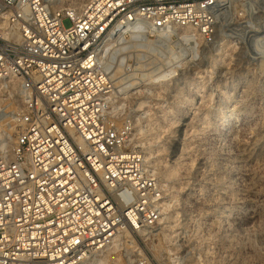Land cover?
I'll return each instance as SVG.
<instances>
[{"label":"built area","instance_id":"built-area-1","mask_svg":"<svg viewBox=\"0 0 264 264\" xmlns=\"http://www.w3.org/2000/svg\"><path fill=\"white\" fill-rule=\"evenodd\" d=\"M231 4L0 0V81L17 83L23 101L12 154L0 158V264H88L120 231L142 247H131L137 264H150L142 237L161 221L166 194L132 142L129 114L169 110L153 96L177 86L182 70L156 87L146 79L157 67L138 69L131 58L120 67L113 50L133 31L184 43L191 28L211 43Z\"/></svg>","mask_w":264,"mask_h":264},{"label":"rangeland","instance_id":"rangeland-1","mask_svg":"<svg viewBox=\"0 0 264 264\" xmlns=\"http://www.w3.org/2000/svg\"><path fill=\"white\" fill-rule=\"evenodd\" d=\"M47 1L78 8L75 0ZM63 24L72 25L69 18ZM184 40L147 36L138 42L144 47L120 56L158 67L173 47L185 63L177 69L180 83L153 96L155 104L169 101V110L129 114L136 124L132 142L166 194L161 221L142 237L143 247L150 264H264V156L241 166L234 158L237 141L250 148L264 142V0H232L211 43L199 34L188 43L193 54L181 52ZM230 97L241 101L246 114L226 151L215 136L232 114ZM12 104L22 108L18 87L0 81V121L10 118ZM11 125H0V158L12 154L16 128ZM254 211L260 218L238 224ZM132 246L117 241L91 264H137ZM108 257L114 261L106 262Z\"/></svg>","mask_w":264,"mask_h":264},{"label":"bare ground","instance_id":"bare-ground-1","mask_svg":"<svg viewBox=\"0 0 264 264\" xmlns=\"http://www.w3.org/2000/svg\"><path fill=\"white\" fill-rule=\"evenodd\" d=\"M47 1V0H45ZM77 1L76 2V6L78 8H74V9H79V8H82L86 2H88V0H75ZM49 2V1H47ZM50 3V2H49ZM51 4V3H50ZM53 6V5H52ZM54 7V6H53ZM182 32V37L183 38H186V40L188 41L184 46H181L180 50L181 52L185 51L186 50H191L192 51V54L195 53L194 52V47H188V43H195L196 42V39H197V33L194 32L193 29L191 28H185L184 30L181 31ZM258 32V31H257ZM169 38L168 36L164 35L163 33H157V36H156V39H163V38ZM131 39V40H130ZM147 40V35L144 34V33H138L136 31H133L132 35L130 36L129 39H127L126 41H123L122 44L120 46H118L116 49H114V55H123V53H126V52H132V49L134 51V49H137L138 47L143 46V44L141 43H138L140 41H146ZM170 40V38H169ZM172 41V40H171ZM133 42V43H131ZM190 46V45H189ZM170 55H168V57L164 58L163 61L161 62V65L158 66L157 68L153 69L154 71H150L152 70V66H148V65H152L151 64H141V65H136L138 67V69L140 68H143V70L147 71L149 70L151 72V75H149V77L146 79V82L148 84H151V85H155L156 87L158 86H162V80H164V78L167 76V74H171V73H175L177 69H182L185 65L184 63V58H180L181 55L179 56V53L176 52V50L173 48V47H170ZM135 52V51H134ZM125 55V54H124ZM121 58V63H120V67L122 66L123 62L125 60H127V58H130V57H119ZM139 59V58H138ZM148 66V67H147ZM134 70L137 72V70ZM171 72H170V71ZM170 72V73H168ZM134 77L132 78V81L131 82H135L137 80V74L136 75H133ZM248 82V80L246 81ZM252 82V81H251ZM238 83V82H237ZM247 84V83H246ZM249 84V83H248ZM251 84V83H250ZM12 85L14 87H19L17 86L18 84L17 83H12ZM252 87V85H251ZM250 91V90H249ZM251 92V91H250ZM251 94V93H250ZM246 96V95H245ZM243 97V95H242ZM241 97V98H242ZM251 97V96H250ZM249 97V98H250ZM231 98V97H230ZM240 99V98H239ZM231 100V101H230ZM229 101V106L233 107L231 109V112L232 114L228 117V119L225 121V123L222 125L221 127V130L216 134V141H217V144H218V148H222L221 146H225L226 147V151H229L231 147L228 148L227 146V141H228V138L230 137L231 134H233L235 131L237 132L238 129L240 128V125H241V121H243L245 119V114L244 113V109H245V106H241V101L238 100V99H235V97H232ZM245 100V98H244ZM247 101V100H246ZM243 102V100H242ZM241 103V104H240ZM21 110V107L17 106V105H13L11 106V111H10V118H5L3 117L4 119H2L0 121V125H7V124H11V122H13V118H14V114L15 113H18L20 112ZM244 110V111H243ZM9 115V114H8ZM244 123V122H243ZM14 126V125H13ZM12 125L10 128L11 130L14 128ZM5 127V126H4ZM8 127V126H7ZM7 127H5L4 129H6ZM242 130V129H241ZM6 131V130H5ZM8 137V136H7ZM230 139V138H229ZM239 139V138H238ZM231 141V139H230ZM236 142V141H235ZM260 142V141H259ZM223 143V144H222ZM256 143V141H255ZM258 143V141H257ZM264 143V142H263ZM263 143H260V144H254L256 145L255 147L253 146L252 148L242 144L240 141H237L236 143V148H237V151H236V155H235V162L239 163L240 166L243 165V164H246V163H252L253 160H255L256 158H259V157H263L264 156V144ZM222 144V145H220ZM252 145V144H251ZM250 146V145H249ZM225 150V149H224ZM236 150V149H235ZM229 153V152H228ZM145 155V154H144ZM229 155V154H228ZM146 160H148V158H146ZM256 162V161H255ZM229 164V163H228ZM248 166V165H247ZM225 167V166H224ZM249 171V170H248ZM249 177L250 179L253 177V174L250 173L249 174ZM254 178V177H253ZM249 179V178H248ZM249 179V180H250ZM255 179V178H254ZM245 214V213H244ZM260 213L258 212H252L250 213V215L247 217V218H242L238 221V224L240 225H247V224H251L252 222H254L256 219L260 218ZM239 225V226H240ZM251 226V225H250ZM243 227V226H242ZM259 228V227H258ZM256 231V230H255ZM258 232V231H257ZM143 235L145 236H148L147 233H144ZM120 240H124L126 246H132V248L136 251L139 252L140 255L143 254V250H142V247H138V245L135 243V240L134 238L131 236V232L129 231H120V233L116 236L115 240H114V244L117 242V241H120ZM113 244V245H114ZM106 251H108V248L105 249ZM105 250L99 252L98 254L94 255V256H98L100 253L104 252ZM258 250V248H257ZM114 253V252H113ZM112 253V254H113ZM129 253V252H128ZM92 256L90 258V261L88 264H91V261H92V258L94 257ZM106 262H111V261H114L113 258H107L105 259ZM132 264V263H131Z\"/></svg>","mask_w":264,"mask_h":264}]
</instances>
